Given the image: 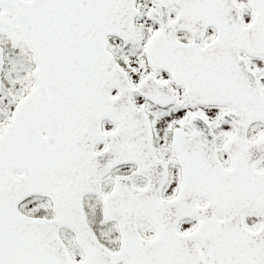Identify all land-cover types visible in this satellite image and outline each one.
I'll return each mask as SVG.
<instances>
[{
    "label": "snow or ice",
    "instance_id": "snow-or-ice-1",
    "mask_svg": "<svg viewBox=\"0 0 264 264\" xmlns=\"http://www.w3.org/2000/svg\"><path fill=\"white\" fill-rule=\"evenodd\" d=\"M0 264H264V0H0Z\"/></svg>",
    "mask_w": 264,
    "mask_h": 264
}]
</instances>
